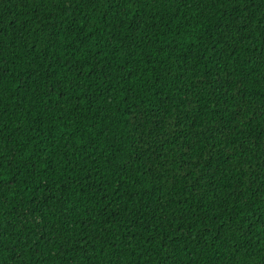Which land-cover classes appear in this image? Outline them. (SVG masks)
Returning <instances> with one entry per match:
<instances>
[{
    "label": "trees",
    "instance_id": "obj_1",
    "mask_svg": "<svg viewBox=\"0 0 264 264\" xmlns=\"http://www.w3.org/2000/svg\"><path fill=\"white\" fill-rule=\"evenodd\" d=\"M0 264H264V0H0Z\"/></svg>",
    "mask_w": 264,
    "mask_h": 264
}]
</instances>
